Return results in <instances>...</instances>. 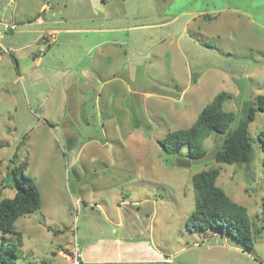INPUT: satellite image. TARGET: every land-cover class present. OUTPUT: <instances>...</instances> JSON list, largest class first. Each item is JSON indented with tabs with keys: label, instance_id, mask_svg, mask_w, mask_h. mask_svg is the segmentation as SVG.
Wrapping results in <instances>:
<instances>
[{
	"label": "rangeland",
	"instance_id": "obj_1",
	"mask_svg": "<svg viewBox=\"0 0 264 264\" xmlns=\"http://www.w3.org/2000/svg\"><path fill=\"white\" fill-rule=\"evenodd\" d=\"M108 15L127 56L95 62L91 30ZM0 21V202L23 176L43 201L14 224L22 246L6 235L0 264H67L60 252L84 225V204L128 196L149 199L141 205L148 250L119 264H264V230L249 249L227 232L186 228L193 176L214 168L217 185L262 225L264 112L249 125V165L215 159L224 135L206 139L207 156L189 167L177 165L190 159L187 146L160 144L221 92L232 95L223 106L236 114L231 130L264 95V0H0ZM52 29L63 31L56 43ZM45 34L47 57L35 68L29 52L43 56L37 45L20 57L15 48Z\"/></svg>",
	"mask_w": 264,
	"mask_h": 264
},
{
	"label": "trees",
	"instance_id": "obj_2",
	"mask_svg": "<svg viewBox=\"0 0 264 264\" xmlns=\"http://www.w3.org/2000/svg\"><path fill=\"white\" fill-rule=\"evenodd\" d=\"M232 99V95L221 92L213 98L199 114L195 123L187 129L169 133L163 141L162 148L166 151L188 148V158L192 161L201 160L207 156L204 146L205 140L212 134L224 135L223 145L215 154L218 162L229 165L246 164L253 160V145L249 138V125L256 118L258 111L264 112V95L256 98L254 104L245 106V117L238 126L231 130L236 114L225 111V102ZM261 149L264 153V131L259 134ZM264 169V168H263ZM220 170L217 168L205 170L193 176L196 192V207L186 221V228L190 232H206L208 230L229 233L249 249L254 246V236L264 230V204L262 208V225L255 227L248 210L234 202L226 192L217 185ZM17 181L18 190L13 198L0 202V230L2 232L0 249L5 246L7 234L17 236L19 246H22L21 234L15 230L14 224L27 214L41 210L43 201L41 193L30 177H22ZM24 182V183H23Z\"/></svg>",
	"mask_w": 264,
	"mask_h": 264
},
{
	"label": "crops",
	"instance_id": "obj_3",
	"mask_svg": "<svg viewBox=\"0 0 264 264\" xmlns=\"http://www.w3.org/2000/svg\"><path fill=\"white\" fill-rule=\"evenodd\" d=\"M16 1V0H10ZM45 8V5L41 7V10ZM105 24H98L91 31L92 34H96L98 39L93 44L95 62L104 58H109L117 51L125 58L127 56L125 49V42L117 40L113 35L121 31L114 26L113 17L108 15L105 17ZM3 21H0L2 26ZM39 25H43L42 19L38 20ZM15 26V25H14ZM16 27V26H15ZM6 28V25H4ZM77 31V30H64V32ZM62 30L52 29L47 32V35L54 34L61 35ZM101 35L106 38H100ZM0 36L2 33L0 31ZM46 34L43 38L37 40L34 44H27L21 47L15 48L16 54L20 57L22 52L26 49H30L35 44L38 47V51L43 53L39 55L37 52L31 50L30 56L34 59L33 62L35 68H41L45 63L47 48L44 41ZM109 36V37H107ZM111 36V37H110ZM55 43L57 42L55 38ZM25 53V52H24ZM123 58V59H124ZM1 59V56H0ZM94 70V67H91ZM95 71V70H94ZM105 173V172H104ZM81 200H77L79 203ZM149 202V199H131L128 196L126 199H118L110 201L107 204H99L98 202H89L84 204L85 223L81 229L75 227V233L71 235L69 243L67 244L66 252H60L69 264L68 254L70 253L71 246L74 238L78 239V243H81L80 248L83 253L84 264H119L123 262H130L133 253L137 252L143 255L148 250L146 246V225L142 224V208L141 205ZM78 210H80L79 204H77ZM139 261H141L139 259Z\"/></svg>",
	"mask_w": 264,
	"mask_h": 264
},
{
	"label": "built area",
	"instance_id": "obj_4",
	"mask_svg": "<svg viewBox=\"0 0 264 264\" xmlns=\"http://www.w3.org/2000/svg\"><path fill=\"white\" fill-rule=\"evenodd\" d=\"M6 28H9V26L6 25ZM11 29H15V26H10ZM51 39L54 42L55 38L54 35H51ZM71 246L70 253L68 254L69 264H84L83 263V253L80 248V245L78 243V239L74 238Z\"/></svg>",
	"mask_w": 264,
	"mask_h": 264
},
{
	"label": "water",
	"instance_id": "obj_5",
	"mask_svg": "<svg viewBox=\"0 0 264 264\" xmlns=\"http://www.w3.org/2000/svg\"><path fill=\"white\" fill-rule=\"evenodd\" d=\"M192 160L191 159H183L180 158L177 160V165L181 167H189L191 165Z\"/></svg>",
	"mask_w": 264,
	"mask_h": 264
}]
</instances>
